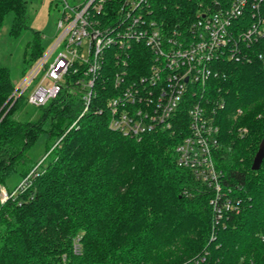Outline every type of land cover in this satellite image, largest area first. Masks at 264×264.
Wrapping results in <instances>:
<instances>
[{
	"label": "trees",
	"instance_id": "1",
	"mask_svg": "<svg viewBox=\"0 0 264 264\" xmlns=\"http://www.w3.org/2000/svg\"><path fill=\"white\" fill-rule=\"evenodd\" d=\"M216 1L225 2L150 0L151 16L166 30H185ZM10 14L16 36L27 27V2L0 0V30ZM43 53L35 40L28 62ZM248 54L250 61L214 63L216 75L191 100L219 127L212 155L221 198L178 164L185 109L169 129L125 137L97 102L81 116V89L71 80L35 108L36 119L19 120L27 97L11 99L15 86L0 66V264H264V161L252 170L264 141V38ZM43 135L45 157L33 163L27 154ZM14 175L22 179L8 190Z\"/></svg>",
	"mask_w": 264,
	"mask_h": 264
},
{
	"label": "built area",
	"instance_id": "2",
	"mask_svg": "<svg viewBox=\"0 0 264 264\" xmlns=\"http://www.w3.org/2000/svg\"><path fill=\"white\" fill-rule=\"evenodd\" d=\"M215 5L199 11L185 30H166L151 16L150 0H64L54 44L32 64L11 99L25 95L29 105L45 106L75 80L81 116L97 102L95 111L108 113L112 130L138 139L156 128L169 129L185 109L188 133L177 147L178 164L213 185L221 198V173L212 155L219 127L191 100L216 75L217 61H250V46L264 38V0ZM1 192L4 202L9 196L4 188Z\"/></svg>",
	"mask_w": 264,
	"mask_h": 264
},
{
	"label": "rangeland",
	"instance_id": "3",
	"mask_svg": "<svg viewBox=\"0 0 264 264\" xmlns=\"http://www.w3.org/2000/svg\"><path fill=\"white\" fill-rule=\"evenodd\" d=\"M25 1L27 2V27L23 28L18 35H12V15L10 14L0 30V66L9 70L11 82L15 88H18L33 64L28 62L32 43L39 40L44 53L50 50L54 44L59 33L57 22L64 0ZM81 1L68 0L71 4H78ZM35 108L32 105H27L16 118L19 120L36 119L38 111ZM46 141L47 137L41 136L36 145L28 152L27 157L33 163L39 164L44 159ZM21 179L19 175H14L7 183L8 190H15Z\"/></svg>",
	"mask_w": 264,
	"mask_h": 264
},
{
	"label": "water",
	"instance_id": "4",
	"mask_svg": "<svg viewBox=\"0 0 264 264\" xmlns=\"http://www.w3.org/2000/svg\"><path fill=\"white\" fill-rule=\"evenodd\" d=\"M264 161V141L261 143L260 148L255 155L253 164H252V170L257 171L260 169L262 163Z\"/></svg>",
	"mask_w": 264,
	"mask_h": 264
}]
</instances>
